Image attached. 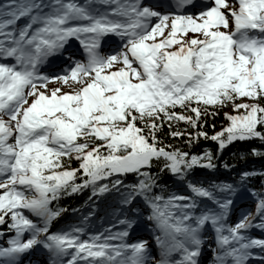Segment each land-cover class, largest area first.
Here are the masks:
<instances>
[{"label": "snow or ice", "instance_id": "snow-or-ice-1", "mask_svg": "<svg viewBox=\"0 0 264 264\" xmlns=\"http://www.w3.org/2000/svg\"><path fill=\"white\" fill-rule=\"evenodd\" d=\"M191 3L0 0V225L14 233L0 245V264L39 250L48 264H200L209 230V264H264V238L249 235L264 230V190L247 187L264 172L212 178L218 165L232 167L220 161L227 145L264 140V0H209L189 12ZM106 36L117 39L101 53ZM72 41L81 59L69 55L57 74L41 71ZM48 81L69 91L48 89ZM227 106L243 111L224 112L227 123L209 135L202 116ZM178 122L191 130H172ZM164 124L189 146L210 139L216 150L166 145L157 135ZM72 159L78 167L66 166ZM164 173L186 194L169 190ZM85 188L98 199L118 194L120 227L89 231L90 211L52 230L68 211L52 202ZM244 188L254 210L230 223ZM142 225L152 229L159 258L147 241L126 239Z\"/></svg>", "mask_w": 264, "mask_h": 264}, {"label": "trees", "instance_id": "trees-1", "mask_svg": "<svg viewBox=\"0 0 264 264\" xmlns=\"http://www.w3.org/2000/svg\"><path fill=\"white\" fill-rule=\"evenodd\" d=\"M251 102V101H248ZM261 103H264V99L260 100ZM243 110H237L236 113H232V109L230 106L224 107L220 109L217 114L210 116H202V120L204 123V131H206L209 135H211L214 131L219 130L224 124L227 123L224 112H229L230 114H239ZM190 131L191 129L187 128L184 122H178L173 124L172 130ZM168 125L164 124L162 128L157 132V135L161 137L163 142L166 145H172L174 147H179L185 151L198 152L203 151L205 148L216 150V142L208 139L205 140L200 138L193 145L189 146L186 136L180 137H172L168 135ZM255 148L261 154L253 155L252 149ZM220 161L222 163H227L232 165L231 168H223L218 165V172L212 175V178L219 177V179H227L228 182H231L237 179L238 174L241 171H256L257 173L264 172V140H260L259 138H252L248 140H237L229 145L222 151L220 155ZM66 166H70L73 168L78 167L77 161L72 159ZM152 171H157V168L154 166ZM207 171V170H206ZM135 179L134 174H128L126 182H132ZM174 178L170 176L168 173H164L161 176V181L165 183L169 190L177 191L178 193L185 194V187L182 186L179 182L173 184ZM77 182H79V177H77ZM248 188H255L257 191L264 190V176L262 175H253L248 178L247 181ZM247 189V188H244ZM118 194L115 192L106 193L101 196L99 199L97 197L92 196L90 188H85L83 191L72 193L69 195H63L60 197L58 201H53V206H59L67 208L68 211L61 213L60 217H63L60 224L57 228H63L67 224L71 222H77L81 220L83 216L87 215L88 212H94L97 216L106 215L107 211H105L106 207L117 204ZM91 197V199H89ZM103 200V204L99 205L98 201ZM72 209L76 211L73 212ZM57 217L52 222V227L54 223L60 219ZM0 229L5 231V236L0 237V245L4 244L7 240L8 233L6 225H0Z\"/></svg>", "mask_w": 264, "mask_h": 264}, {"label": "rangeland", "instance_id": "rangeland-1", "mask_svg": "<svg viewBox=\"0 0 264 264\" xmlns=\"http://www.w3.org/2000/svg\"><path fill=\"white\" fill-rule=\"evenodd\" d=\"M57 87H59L61 91H69V89H68L66 86H64V85H60V84H58V83H56V84H50L47 88H48V89H52V88H57ZM42 90H43V89H42ZM31 99H32V97H28V101H29V102L31 101ZM119 226H120V225H118V226L116 227V229L119 228ZM132 242H134V241H132Z\"/></svg>", "mask_w": 264, "mask_h": 264}, {"label": "bare ground", "instance_id": "bare-ground-1", "mask_svg": "<svg viewBox=\"0 0 264 264\" xmlns=\"http://www.w3.org/2000/svg\"><path fill=\"white\" fill-rule=\"evenodd\" d=\"M246 199V198H245Z\"/></svg>", "mask_w": 264, "mask_h": 264}]
</instances>
